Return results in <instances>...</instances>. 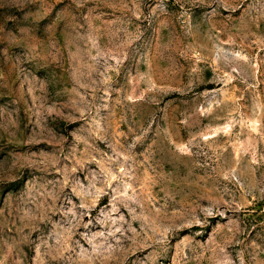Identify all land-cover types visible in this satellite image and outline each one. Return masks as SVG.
<instances>
[{
	"label": "rangeland",
	"instance_id": "374dc122",
	"mask_svg": "<svg viewBox=\"0 0 264 264\" xmlns=\"http://www.w3.org/2000/svg\"><path fill=\"white\" fill-rule=\"evenodd\" d=\"M0 264H264V0H0Z\"/></svg>",
	"mask_w": 264,
	"mask_h": 264
}]
</instances>
